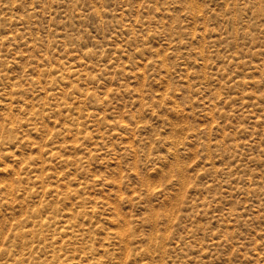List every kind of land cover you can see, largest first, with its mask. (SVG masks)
<instances>
[{
    "label": "rangeland",
    "instance_id": "obj_1",
    "mask_svg": "<svg viewBox=\"0 0 264 264\" xmlns=\"http://www.w3.org/2000/svg\"><path fill=\"white\" fill-rule=\"evenodd\" d=\"M0 264H264V0H0Z\"/></svg>",
    "mask_w": 264,
    "mask_h": 264
}]
</instances>
